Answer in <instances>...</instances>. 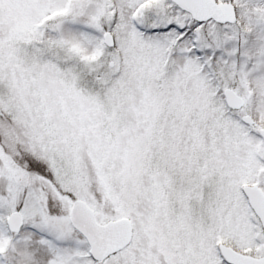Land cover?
<instances>
[{
    "label": "snow or ice",
    "instance_id": "6c2138e0",
    "mask_svg": "<svg viewBox=\"0 0 264 264\" xmlns=\"http://www.w3.org/2000/svg\"><path fill=\"white\" fill-rule=\"evenodd\" d=\"M0 264H264V0H0Z\"/></svg>",
    "mask_w": 264,
    "mask_h": 264
}]
</instances>
